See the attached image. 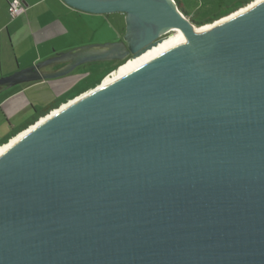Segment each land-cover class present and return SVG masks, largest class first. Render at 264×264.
I'll return each instance as SVG.
<instances>
[{
    "label": "water",
    "instance_id": "water-1",
    "mask_svg": "<svg viewBox=\"0 0 264 264\" xmlns=\"http://www.w3.org/2000/svg\"><path fill=\"white\" fill-rule=\"evenodd\" d=\"M63 1L124 13L123 39L0 87L133 59L175 31L0 152V264H264V0L201 30L176 0Z\"/></svg>",
    "mask_w": 264,
    "mask_h": 264
},
{
    "label": "crops",
    "instance_id": "crops-1",
    "mask_svg": "<svg viewBox=\"0 0 264 264\" xmlns=\"http://www.w3.org/2000/svg\"><path fill=\"white\" fill-rule=\"evenodd\" d=\"M13 1L15 0H0V78L33 66L58 52L85 45L86 43L78 41L88 37L89 34L98 35L97 30L90 31L87 28L84 31L78 23L74 25L75 18L77 22H81V12L72 9L63 0H22L26 10L16 17L10 13V4ZM189 1L195 2V0ZM215 1H217V9H211L214 13L210 15L211 18L228 7L231 10L239 8L252 0H223L222 3L221 0ZM176 2L191 20L193 13L184 9L183 0ZM50 83L48 80H40L11 88L0 87V129H4L22 112H27L35 106L37 98L34 94L37 91L34 89ZM26 96L29 100H26ZM65 103L62 102L60 105ZM56 108L57 106L52 107L39 115L16 135L21 134ZM6 144L8 142L2 145L0 150Z\"/></svg>",
    "mask_w": 264,
    "mask_h": 264
},
{
    "label": "rangeland",
    "instance_id": "rangeland-1",
    "mask_svg": "<svg viewBox=\"0 0 264 264\" xmlns=\"http://www.w3.org/2000/svg\"><path fill=\"white\" fill-rule=\"evenodd\" d=\"M256 1L258 0H252L249 3H244L241 5V7L232 9L233 11L227 13L226 15H223L215 21L230 16L231 14L236 13L237 11ZM222 2L223 0H221V3ZM183 3L184 9L193 13L191 21L196 26H199L202 22H205L204 20L211 18L210 15L214 14L211 11L217 9V1L215 0H195V2L183 0ZM80 12L81 22H77V18H75L74 25L78 23L79 25H81L84 31L87 28L90 31H92L93 29L97 30L98 35L94 36L89 34L88 37H83V39L78 42H84L86 43L85 45L114 42L121 40V38L124 36L126 30V21L124 13L115 12L107 14H92L82 11ZM172 33L173 31L169 32L168 34ZM126 61L123 60L117 64H114L113 61L86 63L78 66L67 75L48 79V81L51 82L49 85L46 84L34 89L37 92L39 91L38 93L35 92L34 94V96L37 98L35 100V106L30 108L27 112H22L16 119L12 121L10 125L6 126L4 129H0V147L7 142L8 144H6L3 148L10 145L22 133H24L23 131L21 134L16 135L19 131L24 129L29 123H32L39 115L44 114L50 108L57 106L56 109H60L68 101L82 97L87 92L92 91L94 88L100 85L107 76H110L115 72L119 73L122 70L127 69L128 63H126ZM26 100H29L27 96ZM62 102L66 103L60 105V103ZM50 113L52 112H48L42 118L48 116ZM41 119H38L37 121L39 122V120ZM36 122H34L33 125H35Z\"/></svg>",
    "mask_w": 264,
    "mask_h": 264
},
{
    "label": "bare ground",
    "instance_id": "bare-ground-1",
    "mask_svg": "<svg viewBox=\"0 0 264 264\" xmlns=\"http://www.w3.org/2000/svg\"><path fill=\"white\" fill-rule=\"evenodd\" d=\"M259 1H260V0H258V1L254 2V3L250 4V5H248V6H246V7H244L243 9H241V10L237 11L236 13H234L233 15H235V14H237V13H239V12H241V11H243V10H245V9H247V8H249V7H251V6H253L254 4H256V3L259 2ZM233 15L227 16V17L222 18L221 20L215 21V22H213V23L205 24V25H203V26H196V25L193 24V27H194L196 30H201V29H204V28H207V27H211V26H213V25H215V24H217V23H219V22H221V21H223V20H225V19H227V18H230V17L233 16ZM174 31H175V30H173V33H172V34H169L168 37L164 38L163 41L160 42L157 46H154L153 48L149 49L147 52H145L144 54H142V55H140V56H138V57H136V58H133V59H129V60H127V61H126V62H128V68H127V69H124V70H122V71L119 72V73H116V72H115V73H113L112 75L107 76V77L104 79V81H103L100 85H98V86H97L96 88H94L92 91L87 92V93L84 94L82 97L87 96V95H89L90 93L95 92L96 90L102 89L103 87L108 86V85L114 83V82L117 81L118 79H120V78H122V77H124V76H126V75H128V74H130L131 72H133V71L137 70L138 68L144 66V65L147 64L148 62L154 60L156 57H158L161 53H163V52L166 50V48L168 47V45L170 44V42H171V40H172V37H173V35H174ZM150 55H151L152 57H151ZM148 57H150V58H148ZM147 59H148V60H147ZM82 97H79V98H77V99H74V100L68 101V102H67L65 105H63L60 109H56V110H54V111H53L52 113H50L48 116H46V117L42 118L41 120H39V122H37V124H39V123L45 121L47 118H49V117H51L52 115H54V114L60 112L61 110H63V109H65L66 107H68L69 105L73 104L74 102L80 100ZM35 126H36V125H33L31 128H34ZM26 132H27V131H25L24 133H26ZM24 133H22L20 136H23ZM20 136H19V137H20ZM19 137H18V138H19ZM18 138H17V139H18ZM17 139H16V140H17ZM16 140H15V141H16ZM15 141H13L12 143H14ZM12 143H11V144H12ZM8 146H10V145H8ZM8 146H6L5 148L1 149L0 152L3 151L4 149H6Z\"/></svg>",
    "mask_w": 264,
    "mask_h": 264
},
{
    "label": "built area",
    "instance_id": "built-area-1",
    "mask_svg": "<svg viewBox=\"0 0 264 264\" xmlns=\"http://www.w3.org/2000/svg\"><path fill=\"white\" fill-rule=\"evenodd\" d=\"M26 10V6L22 0H15L10 4V13L16 17Z\"/></svg>",
    "mask_w": 264,
    "mask_h": 264
},
{
    "label": "flooded vegetation",
    "instance_id": "flooded-vegetation-1",
    "mask_svg": "<svg viewBox=\"0 0 264 264\" xmlns=\"http://www.w3.org/2000/svg\"><path fill=\"white\" fill-rule=\"evenodd\" d=\"M169 36V34H166V35H164L163 37L164 38H166V37H168ZM123 39V37L121 38V40ZM121 40H118V41H121ZM131 56H129L127 59H129ZM127 59H125V61L127 60ZM100 62V61H99ZM103 62H108V61H103ZM114 62V64H117V63H119V62H121V61H113ZM126 63H128V62H126ZM126 63H124V64H126ZM61 66H63V64H55V65H52V66H49V67H47V68H45V70H49V71H53V70H57L58 68H60Z\"/></svg>",
    "mask_w": 264,
    "mask_h": 264
},
{
    "label": "trees",
    "instance_id": "trees-1",
    "mask_svg": "<svg viewBox=\"0 0 264 264\" xmlns=\"http://www.w3.org/2000/svg\"><path fill=\"white\" fill-rule=\"evenodd\" d=\"M231 11H233V10H231V8L228 7V8H226L225 10H223V12H221V13L215 15V17L210 18V19H208V20H206L205 22H202V23H203V24H205V23H207V22H208V23H210V22L213 23V21L219 19L220 17H222L223 15H226L227 13H229V12H231Z\"/></svg>",
    "mask_w": 264,
    "mask_h": 264
}]
</instances>
